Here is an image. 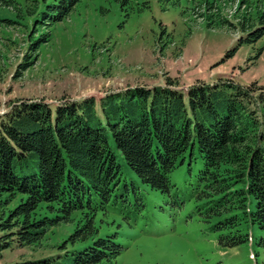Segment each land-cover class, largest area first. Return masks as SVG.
<instances>
[{
	"label": "rangeland",
	"instance_id": "374dc122",
	"mask_svg": "<svg viewBox=\"0 0 264 264\" xmlns=\"http://www.w3.org/2000/svg\"><path fill=\"white\" fill-rule=\"evenodd\" d=\"M67 3L66 14L54 19ZM257 3L5 0L0 5V113L18 99L53 105L98 99L135 85L162 86L167 80L179 89L221 79L247 85L252 94L264 91V33L225 55L244 34L239 19L253 15ZM108 143L121 171L114 194L125 197L112 194L106 210L97 209L93 218L96 236L115 233L113 240L122 246L114 264H264L263 231L243 220L236 227L222 225L234 210L222 211L220 193L198 178L201 160L195 147L191 155L187 148L183 161L177 160L168 173L169 189L158 191L124 164L111 138ZM18 198L0 207V213ZM44 206L39 204L32 216L45 214ZM79 220L80 214L73 213L67 222L50 227L38 245L6 252L0 264L53 253ZM235 228L248 238L230 245Z\"/></svg>",
	"mask_w": 264,
	"mask_h": 264
},
{
	"label": "trees",
	"instance_id": "16d2710c",
	"mask_svg": "<svg viewBox=\"0 0 264 264\" xmlns=\"http://www.w3.org/2000/svg\"><path fill=\"white\" fill-rule=\"evenodd\" d=\"M70 5L59 6L54 19L60 20ZM238 24L244 34L225 55L263 35L264 3L258 0L253 15ZM250 91L221 79L185 89L167 80L98 99L11 102L0 113V207L19 198L0 213V260L13 248L38 245L50 227L78 213L80 220L53 253L14 264H114L122 246L113 240L115 233L96 236L93 218L118 190L120 164L110 138L124 164L158 191L169 189L168 173L183 161L187 148L191 155L195 147L201 160L198 178L220 193L222 211L234 210L222 225L236 227L243 220L264 232V91ZM39 204L46 213L33 217ZM228 237L230 245L247 240L238 228ZM259 242L264 244V237Z\"/></svg>",
	"mask_w": 264,
	"mask_h": 264
}]
</instances>
